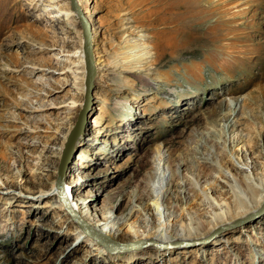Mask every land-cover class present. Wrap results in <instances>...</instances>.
Instances as JSON below:
<instances>
[{
	"label": "rangeland",
	"instance_id": "374dc122",
	"mask_svg": "<svg viewBox=\"0 0 264 264\" xmlns=\"http://www.w3.org/2000/svg\"><path fill=\"white\" fill-rule=\"evenodd\" d=\"M81 1L102 61L64 180L113 239L50 191L85 102L70 0H0V264H264V0L193 30L172 1Z\"/></svg>",
	"mask_w": 264,
	"mask_h": 264
},
{
	"label": "bare ground",
	"instance_id": "6f19581e",
	"mask_svg": "<svg viewBox=\"0 0 264 264\" xmlns=\"http://www.w3.org/2000/svg\"><path fill=\"white\" fill-rule=\"evenodd\" d=\"M168 1H172V2L170 3ZM81 2H82L81 0H76V3L78 5L81 4ZM167 2L169 3V4H167L168 5L167 8L172 10V15H173L172 18L178 17V16L181 18L182 17L186 18L187 21H189L192 24V30L194 28V25H201V24L203 25L204 23H206V18L208 16L212 15L217 10V6L219 5L218 2H214V1H210V0H203V1H199V0H167ZM74 12L75 11H73V10L70 13L67 10L65 11V15L69 16L68 18H72V20L70 22L68 21L71 27H73L76 24L78 25V22H79L78 16H76L77 13L76 12L74 13ZM83 15H84V17L86 16L85 14H83ZM73 23H74V25H73ZM88 23H89V21H88ZM89 25H90V34H91V39H92L91 41H92V45H94L93 44V38H95V36H96V27H95V24H92V23L91 24L89 23ZM80 26H81V24H80ZM81 29H82V27H81ZM195 29H196V27H195ZM79 39H80L79 43H80V47H81L80 49H82V50L79 51V54H78V58H79L78 64L79 65H77V67H79V69L76 72H79L80 74H82V80L84 81V87H85L86 66H85L84 52H83V43H84L83 33ZM100 61H102V60L100 58H98V56L96 59L94 56L95 68L100 63ZM95 76H96V74H95ZM88 106H89V102L88 103L84 102V107H83L84 113L82 115V120H81L82 121L81 122V131H79L78 135H80L82 133ZM230 106H231V104H230ZM78 135L76 136L75 140L77 139ZM75 140H74L75 144L73 143L72 148L74 146H76L78 141H79V139L76 142H75ZM70 156H71V154H70ZM204 161L206 162L207 158H205ZM68 164H69V161H68ZM35 167H36V169H39V166H37L36 164H35ZM163 177H164V175H163ZM61 187L64 189V191L66 193V197L69 201V204L72 208V211H67L66 208L64 207V205L62 204V202L58 198V196L60 194ZM159 189H161V187L157 188L156 192H158ZM51 190L53 191L54 198H55V200L53 202L54 203L53 207L57 208L60 211L62 210L63 214L67 217V219L72 221V223H75V225H77V229H76L77 231L80 232L81 230L84 231L85 229L87 231V230H89L87 227H91V228H93L92 231H94L98 234L104 235V236L108 235L109 237H111L110 236L111 229H112L111 226L110 227H106V225L99 226V224H100L99 221H97L98 224H96V221H94L95 222L94 224H91V222H89V220H88L89 218L87 217L88 212H86V210H82L80 208V206L73 200L74 191H73L72 186L70 185V183H68L64 180V176L62 178L58 179V172H57L56 181H53L51 184L50 191ZM154 203H157V206H158L159 202H154ZM257 203L259 204V202H257ZM261 203H262V201H260V204ZM238 204H240V203H238ZM240 207L241 206H239L238 208H240ZM248 212H251V211L246 210L245 212H243V211L238 212V214H239L238 217H243L244 215L248 214ZM161 213H162V211L157 209L156 214H161ZM73 215H75L77 217V219H80L81 221H83L85 223L86 227L82 226L80 223H78L77 220L75 221V217H73ZM107 220H108V218L105 216L104 220L103 221L101 220V221L103 224H106L108 222ZM176 234H178V235H177V238H175V239H178L180 241H188V240H193V239L197 238L196 233H194V232H192V230H190V229L188 230L186 228L183 230H180V232L177 231ZM91 238L93 239L94 237L91 235ZM155 239H156V242L161 243V242H166L168 237L165 236L164 232L160 231L157 234V236L155 237ZM93 240H96V239L94 238ZM152 244H155V243H152ZM144 245H146V244H144ZM144 245H141V246H144Z\"/></svg>",
	"mask_w": 264,
	"mask_h": 264
},
{
	"label": "water",
	"instance_id": "95a60500",
	"mask_svg": "<svg viewBox=\"0 0 264 264\" xmlns=\"http://www.w3.org/2000/svg\"><path fill=\"white\" fill-rule=\"evenodd\" d=\"M70 7L73 11L77 13L78 20L82 27V33H83V38H84L83 52H84V60H85V66H86L85 103H88L91 97V92L94 87V78L96 74V70H95L96 68L94 65V52L92 49V41H91L92 39H91V34H90V25L88 23V20L84 17L79 5L76 3V0H70ZM83 113H84V109L78 115L77 121L75 122L72 129L69 131L67 139L64 143V148L62 150L61 157H60L59 164H58V169H57L58 179L62 178L65 175V170H66L68 161L70 159V154L72 151V145L79 131H81V122H82L81 120H82ZM58 198L62 202V204L64 205L67 211H72V208L66 197V193L62 187L60 189V194ZM73 217H75V221L77 220L78 223H80L82 226H85V223L83 221H81L80 219H77L75 215H73ZM87 228L89 229V231H91L89 227ZM97 239L100 241V238H97Z\"/></svg>",
	"mask_w": 264,
	"mask_h": 264
}]
</instances>
